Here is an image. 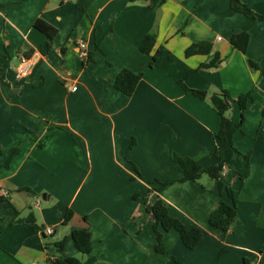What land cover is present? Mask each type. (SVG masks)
Wrapping results in <instances>:
<instances>
[{
	"label": "crops",
	"instance_id": "1",
	"mask_svg": "<svg viewBox=\"0 0 264 264\" xmlns=\"http://www.w3.org/2000/svg\"><path fill=\"white\" fill-rule=\"evenodd\" d=\"M241 1L264 15V0ZM38 18L57 29L51 40L34 28ZM241 31L249 33L245 53L229 41ZM148 33L156 35L152 52L160 51L153 67L140 50ZM200 41L210 42L209 54L184 55ZM215 53L216 67H200ZM21 56L32 66L17 79ZM124 68L143 73L132 95L111 82ZM178 80L209 94L228 90L234 122L235 97L252 90L253 100L222 170L224 186L239 189L234 229L208 221L220 199L218 179L174 181L159 197L202 237L189 249L178 232L164 231L166 253H159L145 206L156 199L149 191L156 180L180 176L170 153L195 158L202 169L218 163L220 116ZM263 107L264 21L233 10L231 0H0V264H47L45 244L62 238L61 255L91 258L86 264H177L170 255L183 264H264ZM245 155L250 171L240 186ZM222 198L229 200L225 192ZM67 209L73 214L64 224ZM30 213L39 229L11 222ZM80 228L90 232L86 254L71 237Z\"/></svg>",
	"mask_w": 264,
	"mask_h": 264
},
{
	"label": "trees",
	"instance_id": "2",
	"mask_svg": "<svg viewBox=\"0 0 264 264\" xmlns=\"http://www.w3.org/2000/svg\"><path fill=\"white\" fill-rule=\"evenodd\" d=\"M231 7L233 10L238 11L252 20H262L264 21V15L259 14L251 10L245 3L241 0H231ZM34 28L42 32L46 37L51 40L56 34L57 29L42 20L41 18L36 19L34 22ZM156 35L154 33H148L143 37L140 45V50L146 54H150L149 67H153L160 55V51L157 49L152 52L155 45ZM230 44L233 48L245 53L248 41L249 33L248 31L235 32L230 36ZM211 51V44L208 41L194 42L190 44L184 51L185 56H190L194 54H209ZM88 60L92 59V56L88 55ZM222 59L218 53H215L213 57L207 63H203L200 67H216ZM247 65L254 70L259 68L257 62L247 58ZM193 70H190V72ZM142 72L136 73L129 69H122L117 76L111 82L115 88L126 95H132L138 81L142 77ZM43 83V79L38 80L32 85H40ZM178 83L182 86L185 92L191 93L201 100L208 99L214 109L220 116L219 129L214 132V137L217 140V146L213 151V156L217 159L218 163L216 165H211L206 169H202L200 163L192 157L181 155L175 151L170 153L171 159L177 164L180 171V176L176 179L159 182L157 187L149 189L156 193L155 201L145 206V211L150 215L152 221V229L156 236L155 250L159 253H166L163 245V232L169 230H175L178 232L179 237L183 245L189 249L194 248L202 237V230L198 227L188 228L181 221L172 217L168 212V205L166 202L159 197L160 191L168 184L174 181H197L205 173L209 177L218 179V189H219V202L217 206L211 211L209 215V224L212 227L218 228L222 231H231L234 229L237 221V201L239 195V189L234 190L231 187L224 186L222 182V170L225 165V154L229 148H233V135L234 132L240 127L241 123L245 119V110L248 103L253 100V91L249 90L245 93L238 94L234 101L236 102L240 116L238 122L232 121L226 113L231 107V94L226 89H221L218 92L208 93L203 90L189 88L184 80H178ZM262 115L264 116V107L262 109ZM41 131V127L37 132ZM37 132H33L36 135ZM72 136L71 133H69ZM19 147H14L12 149L11 155H15L19 152ZM246 164L243 168L237 171V177L240 180V186H242L244 179L248 176L250 171V165L248 161V155H245ZM8 166V162L3 164ZM135 169H137L135 167ZM27 189V188H26ZM223 192L226 193L228 201L223 199ZM134 197H137L134 195ZM4 200L3 196H0V202ZM72 210L67 209L63 222L66 223L72 217ZM21 222L26 224L28 227L33 229H39L35 223V218L33 214L27 215L25 218H12L11 222ZM71 237L74 241L75 247L79 252L86 254L91 250V238L88 228L75 229L71 232ZM66 238H62L59 241L45 244V249L47 252V264H86L91 261V258H87L85 261L80 260L77 257H63L61 255L64 248ZM171 260L175 261L177 264H183L174 256H169Z\"/></svg>",
	"mask_w": 264,
	"mask_h": 264
},
{
	"label": "built area",
	"instance_id": "3",
	"mask_svg": "<svg viewBox=\"0 0 264 264\" xmlns=\"http://www.w3.org/2000/svg\"><path fill=\"white\" fill-rule=\"evenodd\" d=\"M220 39H221L220 36L216 37V40H220ZM80 47L84 48L85 44L81 43ZM82 54L85 55L86 53L82 52ZM31 66H32V64H31L29 58L25 57V56H21L19 59V62L17 64L16 70H15V78L20 79V78L28 77L30 74V71H31ZM65 86L68 87L71 91H75L77 89L76 85H70L67 83V84H65ZM52 231H53L52 228L46 227L44 229V232L46 234H51Z\"/></svg>",
	"mask_w": 264,
	"mask_h": 264
},
{
	"label": "rangeland",
	"instance_id": "4",
	"mask_svg": "<svg viewBox=\"0 0 264 264\" xmlns=\"http://www.w3.org/2000/svg\"><path fill=\"white\" fill-rule=\"evenodd\" d=\"M205 176H206V178L210 179L209 176L205 173L202 175V178H204ZM201 181H204V179H202Z\"/></svg>",
	"mask_w": 264,
	"mask_h": 264
}]
</instances>
